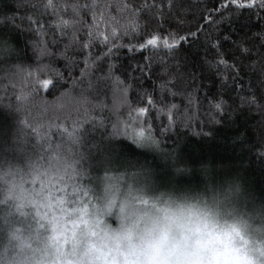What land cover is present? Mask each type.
Masks as SVG:
<instances>
[{"label": "snow or ice", "instance_id": "snow-or-ice-1", "mask_svg": "<svg viewBox=\"0 0 264 264\" xmlns=\"http://www.w3.org/2000/svg\"><path fill=\"white\" fill-rule=\"evenodd\" d=\"M207 166L264 204V0H0V264L102 177Z\"/></svg>", "mask_w": 264, "mask_h": 264}, {"label": "clouds", "instance_id": "clouds-1", "mask_svg": "<svg viewBox=\"0 0 264 264\" xmlns=\"http://www.w3.org/2000/svg\"><path fill=\"white\" fill-rule=\"evenodd\" d=\"M243 200L242 186L229 175L206 177L198 188L126 199L117 225H106L98 243L118 264H256L264 205L248 208Z\"/></svg>", "mask_w": 264, "mask_h": 264}, {"label": "rangeland", "instance_id": "rangeland-1", "mask_svg": "<svg viewBox=\"0 0 264 264\" xmlns=\"http://www.w3.org/2000/svg\"><path fill=\"white\" fill-rule=\"evenodd\" d=\"M124 176L115 184L106 183L104 178L101 179V206L65 216L66 222L62 221L61 227L53 231L54 236H46L42 248L32 249L31 254L35 256L33 264H118V261L112 259V254L99 245L98 236L106 225H110L105 222L108 218L111 217L117 225L121 202L126 199L154 197L162 191L193 189L189 186L179 189L175 184L163 185L142 173ZM243 203L248 208L257 206V202L246 198ZM109 209L111 211H108ZM255 223L259 224L260 220ZM255 246L260 252L256 264H264V239L258 237Z\"/></svg>", "mask_w": 264, "mask_h": 264}, {"label": "trees", "instance_id": "trees-1", "mask_svg": "<svg viewBox=\"0 0 264 264\" xmlns=\"http://www.w3.org/2000/svg\"><path fill=\"white\" fill-rule=\"evenodd\" d=\"M126 174L136 175V174H140V173L139 172L134 173V172L129 171ZM126 174H124V175H126ZM124 175H121L119 171H116L113 173V176L115 178L111 179V180H106V183H109V184H115V182L119 183L123 179V177H125ZM211 175H217V176L229 175V176L233 177L234 180L237 181L242 186V189L244 191V198L251 200L249 198V196L245 193L243 184L236 175H230V174H226V173L218 175L210 166L201 168L199 170V182L165 183V184L168 186H170V185L173 186L175 184L178 186L179 189H181V187H183V186H187V187L189 186L191 188H198L204 183V178L209 177ZM101 179H103V177ZM101 179L96 181L95 184L93 186H91V192H90L91 199L85 198V200L83 202V203L87 204V208L84 209L85 211H89V209H92L93 207L96 208V207L101 206L100 204H101V200L103 197V193L101 191V188H102L101 187L102 186ZM162 184L164 185V183H162ZM256 205L258 206V205H264V204L257 202ZM81 208H83V204L81 205ZM84 210H82V211H84ZM110 218H108V220H106L105 222L112 225V226H116V223H114L113 219H110ZM67 220H69V218ZM62 221L66 222L65 217H59L58 216L54 219H51L50 221L45 222L43 229H37L35 227V225H33L31 230L25 229L20 234V239L14 241V243L17 245V247L20 250L19 254L16 258L17 264H29V263L33 264V262L35 261V260H33V258L35 256L33 254H31L32 249L42 248L43 243L46 242L44 240L45 237L46 236H52L53 237L54 236L53 231H56V229H59V227H61L60 223ZM40 240H41V243H40Z\"/></svg>", "mask_w": 264, "mask_h": 264}]
</instances>
